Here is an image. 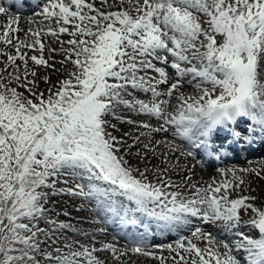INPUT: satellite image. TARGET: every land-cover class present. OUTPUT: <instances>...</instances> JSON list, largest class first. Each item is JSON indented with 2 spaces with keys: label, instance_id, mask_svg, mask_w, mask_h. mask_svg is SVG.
Here are the masks:
<instances>
[{
  "label": "snow or ice",
  "instance_id": "snow-or-ice-1",
  "mask_svg": "<svg viewBox=\"0 0 264 264\" xmlns=\"http://www.w3.org/2000/svg\"><path fill=\"white\" fill-rule=\"evenodd\" d=\"M7 13L0 6L7 17L0 24V264H106L101 251L115 260L130 251L160 264H264V203L257 206L249 195L232 198L244 184L236 170H219L225 177L230 172L231 180L197 186L187 174L175 183L167 166L174 159L179 168L181 157H195L200 149L216 151L229 127L243 125L247 132L255 122L264 129V0H100L99 7L96 0H46L40 15L53 22L46 29L24 30L19 17ZM62 34L71 38L60 41ZM44 35L61 44L59 63L66 71L46 92L38 90L39 79L51 84L50 78L39 77L38 69L55 68L57 49L42 41ZM189 74L210 87L196 96L180 93ZM121 107L147 119L119 116ZM113 119L135 125L136 134L120 132ZM169 132L171 140L156 138ZM177 137L189 148L181 150ZM159 148L167 151L158 155ZM156 159L165 166L150 169ZM61 176L86 177L87 184L58 188ZM181 186L194 190L185 196ZM65 191L125 198L172 227L198 218L235 228L247 210L253 215L246 224L257 237L238 232L230 244L197 226L175 246H157L169 257L139 244L125 252L111 243L53 247L55 231L70 225L51 219L47 205ZM42 221L52 228L41 227ZM240 250L246 261L236 255Z\"/></svg>",
  "mask_w": 264,
  "mask_h": 264
},
{
  "label": "bare ground",
  "instance_id": "bare-ground-1",
  "mask_svg": "<svg viewBox=\"0 0 264 264\" xmlns=\"http://www.w3.org/2000/svg\"><path fill=\"white\" fill-rule=\"evenodd\" d=\"M4 2L6 1L0 0V6H2L3 5L2 3ZM45 2L46 0H42L40 3L36 2L35 4L31 6H27L26 8L23 9L19 8V6L15 5L13 2L12 3L6 2L9 5L7 15H10L12 17H19L20 27L24 30L28 29L29 27L34 29L38 27L46 29V26L52 24L53 22L45 21L44 18L40 15L45 5ZM113 7H115V3L113 4ZM6 18H7L6 15L0 14V23H4ZM201 87H206V85L205 84L201 85L198 79H193L191 74H189L188 76L183 78V83L180 88V93H183L186 96H196L200 93ZM180 93H177L176 96L170 98L171 104L173 106L178 104L179 101L177 97L179 96ZM122 109L119 112L120 116L123 115V112L129 114L132 112L124 108ZM133 112L135 113V111ZM135 116L136 114L135 115L133 114L132 119H134ZM152 122L155 123L154 120ZM256 126L260 129H258ZM231 128L232 127H229L227 131L230 130ZM235 129L233 130L236 131V133L238 132L239 135L236 134L234 136L237 137L239 136L240 137L239 139L242 141V144H244L242 148L243 151H245V154L242 159L245 158L244 159L245 162H249L248 159L254 155H258V154L264 155V129H262L258 124L254 122V129H253L254 136L250 140V142L252 141L257 142V146H253L252 144L250 145L249 142H244L242 140L246 138V133H247L243 131V125L237 126V129L239 131ZM122 130L125 131V129ZM134 134H136V131ZM165 135L169 140L172 139L171 132L167 134L161 133L157 135L156 138L160 139ZM221 135H223V138L224 136L227 135L228 137H230L231 132L228 131L225 134L221 133ZM175 143L181 146V150H186L184 147H186L187 149L189 148L187 142L183 143L185 146L180 141L175 140ZM214 148L217 149L216 151L222 152L223 154L224 153L232 154V158H229L224 155V160L220 162V164H216L215 166L213 160L207 157H203V156L199 157L198 155H196L195 157H181L179 160V168L175 166V160L171 159L168 162L169 167L173 168L175 172H178L177 176L175 175V173L172 176L173 181L177 184H180L182 182V177H183V174L180 173L186 172V174H188L190 172H195L194 174V177L196 179L195 185L205 186L208 183H211L213 178H215L217 182H220L231 175V173L229 172L227 173V177H225V175L219 171L220 169H225V170L235 169L237 171L236 174L238 173V176L241 178L243 176L245 177V175L247 174L246 173L247 171L246 172L241 171V169H248V171L250 172L255 170L258 172V175L260 174V176H262L261 173L264 172V156L262 158H258V160L252 164L248 163L245 166H240V165L233 166V162L241 159H239L237 154L233 152L234 149L231 146L224 147L223 143L220 142L218 143L217 146H214ZM164 151H167V149L165 148L158 149L159 153H162ZM171 155L175 157L179 155V153H171ZM249 165H254L255 168L254 169L249 168ZM251 174H253V172ZM149 179L155 181L156 177L152 173H149ZM251 184H243L240 188H237L235 191L231 192L232 198H236L240 195H249V196L257 197V200L255 201V204L257 206L264 203V184L260 185V187L259 186L256 187ZM179 190L184 192V194L188 191V189L184 188L183 186H181ZM193 190L194 189H192L191 192ZM111 202L115 205L117 203L119 204V206L116 209L117 213L114 211H107V213H104L102 211L100 212L95 207L93 208L94 214L92 216L96 215L97 218L93 219L92 216H89L86 219H84L83 217H81L80 220L75 219L72 223L67 222V224H69L70 228L73 231H75L77 234L85 235L84 237H86L85 238L86 240H92V238L97 234L103 235L104 239H106V243H111L115 245L120 252L128 251L139 244L142 247H144L145 250L155 252L157 253V255H163L165 257L171 256L172 253H170L167 248L161 249L157 246H165L168 244H172L173 246H175L176 240H178L181 236H190L193 228L197 226L201 227L206 232L212 233V235L216 237L217 241L224 240L229 242L230 244L234 239H236L233 238L232 240L231 238L234 235L236 236V234L238 233V229L242 227L246 235H252L254 238L257 237V230H254L252 227L246 224V222L251 219L253 214L247 218L242 217L240 224H238L235 228L230 227L228 224H226L223 221L205 224L202 223L198 218H190L193 219V221L191 224L187 226L184 225H179L176 227L166 226L164 223L158 220L156 221L155 224H148V225L145 224L146 226H142L145 223V219L144 217H142V215H140L138 212L135 211L134 203H130V202L119 203V200L114 196L111 198ZM125 206L128 207L124 211ZM128 210L131 211V214L130 213L124 214ZM129 221H131V223H129ZM238 239L239 236L237 237V240ZM197 243L203 247L206 242L198 241ZM128 253L131 252L128 251ZM236 255L241 260L247 259L246 253L243 250L236 253ZM107 258L110 262L115 264H120V263L122 264L123 262H125L126 264H153L152 260L154 259L152 257H145L141 255L140 257H131V258L121 257L119 260H115L111 252H107Z\"/></svg>",
  "mask_w": 264,
  "mask_h": 264
},
{
  "label": "rangeland",
  "instance_id": "rangeland-1",
  "mask_svg": "<svg viewBox=\"0 0 264 264\" xmlns=\"http://www.w3.org/2000/svg\"><path fill=\"white\" fill-rule=\"evenodd\" d=\"M5 1L6 2H13L15 5L19 6V8L23 9V8H26L27 6H31V5L35 4L36 2L40 3L42 0H5ZM6 2L2 3L3 4L2 6L8 9L9 5ZM96 4L99 7L100 6V0H96ZM0 24H3V23H0ZM19 35L21 36V38H24V33L23 32H21ZM70 38L71 37H69L67 34H62L59 37V40L60 41H67ZM42 40H43V42L46 43V45L48 47L57 49V52L52 54V55H54V59H55V68L54 69L53 68H47L46 69V68L41 67V68L38 69V76L39 77H43V76L46 75V76H48L50 78L51 84H46V83L43 82L42 79H39L38 90L46 92V89L48 87H50L51 85H56L57 87L59 86V81L61 79L65 78L66 71H65V68H63L61 66V64L59 63V61H61L64 58L63 54L59 51V49L61 47V44L57 42L56 38L51 37L49 35H47V36L44 35L42 37ZM49 41H50V43H49ZM48 47H46V49H45V57L46 58L49 56ZM64 47H67V45L65 44ZM31 54H38V53H33V52L29 51V55H31ZM17 63H20V62L18 61ZM194 63H196V62L194 61ZM29 66L30 67L32 66L31 65V61H29ZM0 67H2V65H0ZM71 67L72 66L70 64L66 65V68L69 71L71 70ZM169 72H170L171 75L175 74L174 70L169 69ZM29 78L31 79V77H29ZM205 85H206V87H210V85H208L206 83H205ZM165 87L166 86L162 85L161 86V90H164ZM20 90L23 91V89H20ZM138 95H139V98H145V96L143 94H138ZM122 108L123 107H121V109ZM119 112L117 113V115L120 116ZM133 114L134 115L136 114L134 120H137L138 122H139V120L141 121V120L147 119L146 116L144 117V116H142V114L137 113L136 111H135V113L132 111L130 114L126 113V112H123L122 116L125 117V118H128V117L133 118L132 117ZM112 122L117 124V127L120 129V132H123L122 129H125V131H129L132 134H134L135 131H136V126L135 125H131L130 126L127 123H122V122L117 121L115 119H113ZM124 124H125V127H124ZM126 127H128V128H126ZM235 130L239 131L237 129V127H236ZM120 132H118L116 134L119 135ZM253 136H254V134L253 135L252 134L251 135H246V137H248V139L252 138ZM175 140L176 141H180L182 144L187 142V141H184L180 137H177ZM222 140H223V138L220 136V138L215 142V145L217 146L218 143L222 142ZM128 142L131 143V140L129 139ZM251 144L253 146H257V142L252 141ZM184 148L187 149L186 147H184ZM237 152H238L239 156H242L243 150H239L238 149ZM157 154L159 155V152ZM197 155L199 157L203 156V157H207V158L213 159V161L215 162V166H216V164H220V162H222L224 160L223 153L222 152H218V151H216V152L213 151V152L209 153V152H206L204 149H200ZM263 156H264L263 154L254 155V156H252V157H250L248 159L249 162H245L244 161L245 158L241 159V160H237V161L233 162V166H238V165L245 166L248 163L252 164L255 161H257L258 158H262ZM132 164L134 166H139L141 168V170H143L144 164L143 163H139L138 164L136 158L132 159ZM153 164H156L157 166H165V165H161V160L160 159H156V160L150 161L149 164H148V167L151 169ZM167 166L169 167V164H167ZM249 168H253L254 169L255 166L254 165H249ZM171 169H172V171L170 172L171 177L174 175V173L177 176L178 172H175V170L173 168H171ZM252 172H253V174H251ZM252 172L247 171L246 172L247 174L245 175V177L244 176L242 177L243 179L245 178L244 179V184H251L252 183L251 185H254L256 187H258V186L260 187V185H263L264 184V172L261 173L262 176H260V174L258 175L257 174L258 172L255 171V170L252 171ZM150 173H152V172H150ZM180 174H183V176H184V175H186V172L180 173ZM194 174H195V172H190V173L187 174V175L191 176L192 184H195V181H196V179L194 177ZM237 176H238V173H237ZM227 179L231 180L232 179L231 175ZM65 181H67V182L65 183ZM249 182H251V183H249ZM77 183L86 185L87 184V178L86 177L85 178H79V177H76V176H61V177H59L57 179V187L58 188H65V189L73 188L75 186V184H77ZM179 183H180V180H179ZM187 189H188V191L185 193V196L189 195L193 188L188 187ZM84 190L88 191V188L85 187ZM116 198L119 200V203L120 202H128L125 198H122V197H116ZM118 206H119L118 203L116 205L113 204L111 202V200H109V198H107V197L101 198V197L96 196V195H93V196L71 195L67 191H65L64 193H57L56 195L52 196L51 199H50V202L47 205V207L49 209V217L51 219L56 220L58 223L59 222L72 223L75 219L80 220L81 217L86 219L87 217L92 216L94 214V209L93 208H95V207L100 212L102 211L104 213H107V211L116 212V209H117ZM71 207H73V208H71ZM127 207L128 206L124 207V211H125V209ZM135 211L138 212L140 215H142V217H144V219H145V223L142 226H146L145 224L148 225V224H155L156 223L157 219L148 216L147 213L145 211H143V210H137L136 206H135ZM65 213H67V215H65ZM127 213L131 214V211L128 210L124 214H127ZM85 214H87V215H85ZM240 215H241V218L242 217L247 218V217L251 216L252 213L250 211L245 210V211H241ZM92 218L95 219V218H97V216L96 215L92 216ZM191 220L193 221V219H191ZM160 222H162V221H160ZM162 223H164V222H162ZM41 227H46V228L51 229L52 225H47L46 222L42 221L41 222ZM238 232H244L243 231V227L239 228ZM84 236L85 235H83V234H77L71 228H68V229H57L55 231V236L53 237V239L55 240V244L52 245V246L53 247H61L62 248L64 244H69V243L74 244L76 241H79L80 244H89V245H93L94 244L97 248H101L102 245L106 243V239H104V236L101 235V234L95 235L92 238V240H86L85 239L86 237H84ZM237 237H238L237 234H236V236L234 235L231 239L232 240H233V238H236V239H234L232 242L236 241ZM108 242H110V241H108ZM49 243L52 244L51 241H49ZM107 252H110V251H101V252L98 253V255H99V257L101 259L106 261V264H115V263H112V262H110L108 260ZM140 256L141 255H137V254H134V253H128V255L122 256V257H130L131 258V257H140ZM110 258H112V257H110ZM154 259L152 260L153 264H160L159 259H155V261H154ZM242 261H246V260L244 259ZM123 263L126 264L125 262H123ZM167 264H172L170 259L168 260Z\"/></svg>",
  "mask_w": 264,
  "mask_h": 264
}]
</instances>
